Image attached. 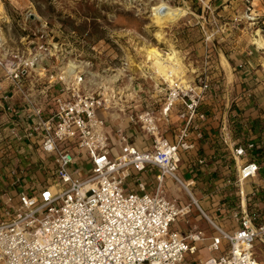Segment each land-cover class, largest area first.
I'll list each match as a JSON object with an SVG mask.
<instances>
[{
	"label": "built area",
	"instance_id": "1",
	"mask_svg": "<svg viewBox=\"0 0 264 264\" xmlns=\"http://www.w3.org/2000/svg\"><path fill=\"white\" fill-rule=\"evenodd\" d=\"M32 67L0 38V73L12 88V94H0V113L19 119L11 100L21 99L29 122L21 138L40 150L46 175L36 190H19L4 201L0 196V264H264V123L253 125L238 105L250 103L249 89L236 99L218 93L205 59L192 83L167 85L158 110L130 117L145 147L138 149L116 128V152L103 118L110 101L86 90L82 76L71 81L63 74L49 76L39 103L32 94L42 77L32 75ZM211 96L219 130L207 136L205 100ZM172 111L181 126L168 139L160 124ZM202 145L212 153L199 156ZM82 153L89 169L78 178ZM144 174L153 176L151 192ZM165 179L184 191L188 206L179 208L165 196ZM18 186L15 178L11 187ZM190 208L212 235L196 226L183 235L174 230ZM200 247L216 256L200 258Z\"/></svg>",
	"mask_w": 264,
	"mask_h": 264
},
{
	"label": "rangeland",
	"instance_id": "2",
	"mask_svg": "<svg viewBox=\"0 0 264 264\" xmlns=\"http://www.w3.org/2000/svg\"><path fill=\"white\" fill-rule=\"evenodd\" d=\"M249 1L0 0V38L5 40L9 52H19L28 63L36 55H42L35 58L30 69L32 75L42 77L38 86H46L50 75L64 74L71 81L74 76H82L86 90L103 94L110 101V111L134 115L146 108L156 111L168 85L154 73L146 60V50L154 47L165 55L172 49L184 67L187 64L181 58L184 53L193 54L197 51L193 46L206 39H224L226 42L216 45L222 48L234 36L249 42L256 33L264 36L261 21L248 25ZM159 2L181 8L184 14L160 29L162 23L155 16ZM28 20L39 24L29 27ZM261 53L257 51L258 55ZM179 78H182L179 81L184 79L183 73ZM118 147L120 144L115 146L116 152ZM88 162L82 153L76 164L81 171L78 178L86 175ZM168 186L170 198L183 205L188 203L186 194L176 183L170 180ZM192 192L197 196L196 189ZM190 210L188 223L195 224L206 236L212 235L205 221ZM207 214L211 216L210 212ZM177 225L187 227L183 217L177 219ZM199 254L202 259L216 256L205 250ZM260 258L264 262V256Z\"/></svg>",
	"mask_w": 264,
	"mask_h": 264
},
{
	"label": "crops",
	"instance_id": "3",
	"mask_svg": "<svg viewBox=\"0 0 264 264\" xmlns=\"http://www.w3.org/2000/svg\"><path fill=\"white\" fill-rule=\"evenodd\" d=\"M248 4V25H254L257 21H261L262 25H264V0H250ZM257 32L260 33L259 30H257ZM215 40L216 39L211 38L209 41H202L198 46H193V50H197L193 54L184 53V56L181 58L183 61L186 60L187 64H184L183 67L184 79L182 81L185 84L192 83L195 74L202 68L203 61L206 59L209 63L210 79L212 80V84L218 87V93L225 90L230 99H236L242 89H249L252 94V100L250 103H247L246 101L240 102L238 104L239 108L253 125L264 123V51L257 48L255 49L252 40L249 42L248 39L246 40L239 36L231 38L222 48L216 47V45H219V42L226 41L222 38L217 41ZM258 50L262 51L260 54L261 56L257 54ZM0 87V94H12V88L10 87L9 82L3 79L1 73ZM44 90V88L37 86L32 96H39L40 93H45ZM36 99L39 103L43 102L42 96H39ZM205 103L207 107L206 109L204 107V109L207 110L209 118L205 124L207 127L204 129V133L209 136L219 130V124L212 118L213 112L216 109L215 107L212 109L214 106L213 104H215L213 96L207 98ZM11 104L19 111L20 117L12 122L6 115L0 113V196H2V201L6 200L7 197L13 198L19 190H25L28 192L36 190L38 186L43 184L46 176L45 172L40 169V163L44 159L42 153L36 145L30 144L27 140L21 138L24 128L29 126V122L26 120L28 114L26 106L22 103L21 99L16 96L11 100ZM131 116V114L125 115L120 110L114 111L113 109L103 114V118L107 125L106 130L114 148L117 146V143H115L117 139L114 134L116 128H122L125 132L131 135V141L138 149L145 147L146 140L140 134L136 125L130 123ZM180 126L181 124L174 111H172L167 124H160V128L168 139L174 137ZM211 153V148L209 146L202 145L201 150L197 154L199 156H206ZM181 157L182 161L179 164L178 171L179 176L183 175L181 168L184 167L185 161V156L182 155ZM191 158H194V156H191L189 159ZM13 172L15 173L14 176L12 174ZM15 178L19 179V186L11 187V183ZM142 178L148 191L151 192V174H144L142 175ZM169 181L170 180L165 179L163 191L168 199L174 200L167 194V187H170L168 186ZM196 193L197 196L195 197L201 199L198 190ZM174 201H176L179 208H184L189 205V201L186 205H183L179 200ZM206 201V198H203L201 204L203 208L208 209L209 205ZM190 212L186 216H183L184 223L187 227L179 228L178 225L177 227L175 224L173 225L174 230L181 235L187 232L189 227L196 226L195 224H189L186 220ZM196 216H198L197 213ZM198 219L200 218L198 217ZM203 250L204 249L200 247L199 252ZM199 252L198 255L200 256ZM259 260L262 262V258H259Z\"/></svg>",
	"mask_w": 264,
	"mask_h": 264
},
{
	"label": "bare ground",
	"instance_id": "4",
	"mask_svg": "<svg viewBox=\"0 0 264 264\" xmlns=\"http://www.w3.org/2000/svg\"><path fill=\"white\" fill-rule=\"evenodd\" d=\"M183 14H184L183 9L173 8L164 3L158 4L157 8L155 9V16L162 23L160 29L163 28L164 24L172 23L178 20L179 18H181ZM157 35L158 34H156V36ZM160 37H158V39ZM252 44L255 45L257 49L264 51V37H261L260 34L258 33L255 34V38L252 39ZM38 55H36L35 58H39L42 56L41 54ZM35 58H33L30 61V63H32L35 60ZM146 60L149 63H151V67L154 73L157 76L161 77L165 82H167L170 85H173V83H175V79L179 80L180 79L179 75H181L184 72L182 64L180 63V59H178L177 57V53L172 49L170 50L169 53H166L165 55H161V53L157 51L154 47L148 49L146 50ZM113 77L114 76H112L111 79H113ZM181 82L183 83V81Z\"/></svg>",
	"mask_w": 264,
	"mask_h": 264
},
{
	"label": "trees",
	"instance_id": "5",
	"mask_svg": "<svg viewBox=\"0 0 264 264\" xmlns=\"http://www.w3.org/2000/svg\"><path fill=\"white\" fill-rule=\"evenodd\" d=\"M39 23L37 21L34 20H28V25L29 27H35L36 25H38Z\"/></svg>",
	"mask_w": 264,
	"mask_h": 264
}]
</instances>
